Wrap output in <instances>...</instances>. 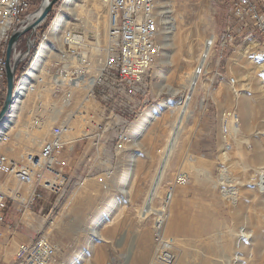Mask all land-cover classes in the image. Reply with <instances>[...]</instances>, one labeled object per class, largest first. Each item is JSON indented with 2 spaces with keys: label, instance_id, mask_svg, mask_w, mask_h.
Returning a JSON list of instances; mask_svg holds the SVG:
<instances>
[{
  "label": "rangeland",
  "instance_id": "obj_1",
  "mask_svg": "<svg viewBox=\"0 0 264 264\" xmlns=\"http://www.w3.org/2000/svg\"><path fill=\"white\" fill-rule=\"evenodd\" d=\"M41 1L31 0L33 5L26 17L37 10ZM69 1L60 0L56 4V10L50 14L52 19L47 21V29H39L38 34L42 33L41 37L47 34L57 18L64 14L70 25L86 30L90 37L91 33L98 32L94 36L102 40L107 26L106 3L75 0L76 17L64 11ZM163 1L159 0L155 10L156 56L147 78L152 102L140 105L124 132V136L127 135L124 140L118 139L122 130H117L116 144H69L64 147L59 161H69L65 167L60 166L71 174V186L61 191V197L46 194L43 200H34L33 211L41 218L32 220L39 230L36 234L32 232L33 240L43 238L50 242L55 252L51 264H159L155 259V220H164L163 233L173 243L174 264H264V191L259 188L260 178L264 179V46L259 45L261 35L247 41L239 36L235 46L226 47L221 53L217 44L209 73L191 96L188 109L194 112L193 117L185 123L179 146L166 167L151 205L153 211L146 217L141 214L163 165L162 151L171 126L183 106L178 105L175 113L167 111L142 136L139 135L141 120L148 112L162 109L163 104L169 101L178 104L189 95L188 75L198 64L204 44L212 36L219 38L231 16L235 18L230 12L232 0H169L174 4L179 26L170 46L163 48L171 61L166 64L160 55L161 44L168 42L160 24ZM256 1L263 14L264 0ZM180 16L184 17L182 21ZM7 18L8 10L1 4L0 27ZM13 32H7L0 42V58H4L2 47L8 44ZM38 44L42 42L35 46ZM54 45L57 51L50 52L47 67L51 59L60 54V39ZM241 49L243 51L239 52ZM218 58L220 62L215 68ZM214 68L218 72L215 77ZM26 73L17 80V86ZM40 75L43 77L44 72ZM232 77L237 81L236 86L228 83ZM162 81L177 94L160 93L158 86ZM30 97L32 93L25 99ZM25 101L14 127L0 144V154L12 161H20L25 153L36 150L39 140L34 139L46 134L29 135L30 144L24 140L22 132L29 119ZM230 109L237 113L239 128L236 133L229 134L227 144L221 129L222 114ZM9 113L2 122L8 119ZM20 116L22 124L12 131ZM133 155L135 162L129 168ZM90 170L98 177L109 171L113 174L106 175L103 182L95 177L84 181L77 179ZM223 174L228 177L225 178L227 184L221 180ZM6 175V170L0 174ZM178 175L188 176V184L176 187L174 181ZM76 182L79 184L75 185ZM227 191L235 193V200L230 199ZM28 192L24 191L25 197ZM169 192L174 196L166 205ZM96 230L99 237L94 235ZM16 249L13 252L11 246L5 248L6 256L0 258V264H18L14 259Z\"/></svg>",
  "mask_w": 264,
  "mask_h": 264
},
{
  "label": "built area",
  "instance_id": "obj_2",
  "mask_svg": "<svg viewBox=\"0 0 264 264\" xmlns=\"http://www.w3.org/2000/svg\"><path fill=\"white\" fill-rule=\"evenodd\" d=\"M92 1L101 3V0ZM149 1L106 0L107 26L102 40L96 36L90 37L86 30H66V51L54 56L49 67L45 66L49 68L48 71H44L39 85H35L36 91L32 90V97L25 101L29 119L23 126L25 129L21 128L24 140L30 144L29 135L36 137L46 133L45 137L34 139L39 140L36 142L39 144L37 149L25 153L20 161H12L0 154V174L7 171L5 177L0 176V226L7 224L8 209L15 208L20 212L17 231L31 234L30 240L17 244L14 259L18 264H50L54 258V248L48 240H33V233H39V230L32 220L35 218V222L41 216L33 211L32 206L35 199L43 200L46 194L61 197V191H67L71 186L72 176L64 169L69 161H59L62 149L69 144H116L117 130H126V125L132 123L133 115L140 105L152 102L147 87L148 73L153 64L149 59L153 16L152 13H146ZM40 4L33 14L26 17L33 3L31 0H20L19 20L14 33L32 23L31 18L39 13ZM56 8L55 5L53 9ZM230 12L237 21L231 16L221 36H212L204 44L201 58L194 69L200 80L208 74L207 66L213 64L217 44L221 53L226 47L230 49L235 46L239 36L247 41L250 36L261 35L259 45L264 46V18L257 1L232 0ZM49 18L38 30L43 28ZM29 33L27 39L23 38L24 35L20 38L13 60L27 51L20 50L23 43L28 49V43L35 38H43L37 37V32ZM219 62L220 58L214 63L215 68H218ZM22 64L23 61L20 66ZM6 66L7 54L5 59L0 60V112L3 106L1 101L6 94ZM215 68L214 77L218 74ZM228 83L236 86L237 81L232 77ZM21 117L12 131L22 124ZM229 121L239 122L234 110L225 112L222 117L225 138L230 134L227 126ZM108 174H113V171L98 177L97 173L90 170L77 179L84 181L95 177L103 182ZM262 177L259 188L264 191ZM188 181V176L178 175L174 184L176 187L185 186ZM14 185L15 188H12ZM26 189L30 200L24 196ZM173 196L171 192L168 193L166 205L173 200ZM163 226L164 220H155V259L159 264H174L173 243L163 233Z\"/></svg>",
  "mask_w": 264,
  "mask_h": 264
},
{
  "label": "bare ground",
  "instance_id": "obj_3",
  "mask_svg": "<svg viewBox=\"0 0 264 264\" xmlns=\"http://www.w3.org/2000/svg\"><path fill=\"white\" fill-rule=\"evenodd\" d=\"M103 1L106 3V0H103ZM158 2H159V0H150L148 2V6H146V13H152V16H153V19L151 20V30L153 31V36L151 38H149V59H150L151 63L154 62V59L156 56L155 41H156L158 24H157V14H155V10H156ZM1 4L6 6V8L8 10V14H9V19L7 18V20L0 27V42L3 39V37L5 35H7V32H11V31L15 30V27H16L17 22L19 20L18 7H20V0H1ZM77 7L78 6L75 4V0H70L69 2H67L64 5V11L66 10L69 13L72 12V14L75 15V9ZM160 14L162 16L160 19V24L163 26V29H164L163 34L165 36V39L168 41V42L164 41L163 44H161L160 55L163 57L162 58L163 63L171 64L170 57L166 52L163 51V48L165 50L168 46H170L171 41L173 39V35L176 33L178 26H179L178 19L175 17L174 4L172 2H170L169 0L163 1V4L161 5V13ZM261 15H262V18H264V13ZM40 16H41V12L34 14L31 18V22H33V20L39 18ZM78 19L79 18H76V20H78ZM180 21H182L181 16H180ZM68 22H69V19L64 14L60 15L57 18V20L55 21L54 25L52 26V29L47 34L42 35L43 36L42 39L41 38H35V40H33L35 42V44L37 42L38 43L42 42L41 45L38 44V48L40 45V53H39V55L37 54L38 55V56H36L37 58H35L34 62H32L33 65L31 64L32 65L31 69L28 70L25 77L20 80L19 85L17 86V83H15V89H14V94H13L12 103H11L12 105H10L11 108H9L10 113L8 112L9 113L8 119H6V121L0 123V144L5 139L7 132L14 127L15 120H16L17 116H19V114H20V108L22 106V103L24 102V100H26L25 98H27L28 95L30 93H32V90L36 91L35 85H39V79L42 78V76L40 74L43 73L44 71L45 72L48 71L45 68V66H47L48 60L51 57L50 52L51 51L52 52L57 51V49L55 48V45H54L55 42H58L60 39L61 48L59 49V51H60L59 55H61V52L66 51V42L64 39V37L66 35V30L70 31V32H74L77 29H79V28L73 27L72 25H70L71 23H68ZM82 23L84 24L87 22H82ZM95 33L96 34H94V33H91V34H93V36L98 35V32H95ZM158 33L160 34V32H158ZM41 34H38V30H37V37H41ZM161 34H162V32H161ZM93 36H91V37H93ZM250 37H252V36H250ZM10 39H11V37H10ZM53 40H54V42H53ZM7 41H8V38H7ZM241 51H243V49L239 50V52H241ZM6 54H7V49H6ZM2 59H5V53H4V58H0V60H2ZM152 65L153 64H151V66H150V70L152 68ZM210 67L211 66H207V73H209L208 70ZM194 71L192 74L188 75L189 76L188 86L190 87V91H189V95L182 102H180L178 104H174V103H171L169 101V102L163 104L164 106L162 109H158V110L148 112L145 115L144 119L142 118V120H141L142 127L139 129L140 130V134H139L140 136L145 134L148 131V129L155 122L160 120L163 117V115H165V113L167 111H169L170 113H175L176 109L178 108V105L183 106L182 110L178 114V118L176 119L174 124L171 126V130L169 132V135H168V138L166 141V145L162 151L163 152V165H162L161 169L158 170L156 177H155L154 185H153V187H152V189L148 195L147 200L145 201L143 207L141 208V214L145 217H146V215H149L153 211L151 205H152L153 200L156 196V191H157L158 187L160 186V184L163 180V175L165 173V170H166L168 163L170 162L171 157L173 156L176 148H178V146H179L180 139L184 133L185 123H187L188 120L192 119V117H193L194 112L190 111L188 109V106H189V102L191 100V96L194 93L195 87L197 86V84H199L201 82L199 75L196 76ZM158 88H159L160 93H167V94L169 93L172 95L177 94V91L172 89L167 83H165L163 81H162V83H160ZM236 93H237V90H236ZM233 110L234 109H230L227 111H233ZM12 111H14L13 115H11ZM224 114H225V112L222 114V117ZM227 126H228V130H229L230 134L232 131L234 133H236L238 131V128H239L238 123H236L235 121H229V124ZM223 128L224 127L222 124L221 129H222V134L224 135ZM126 136L123 137V140H124V138H126ZM226 142L228 144V137H226ZM134 162H135V156L133 155L130 157V162L128 164L129 168L133 167ZM225 178H226V175L223 174L221 180L225 181V183H226V179H228V177L226 179ZM229 183H231V182H229ZM124 193L126 196H127V194H129V192L127 190ZM226 193L230 197V199L235 200V198H234L235 193H233L232 191H227ZM26 199L30 200L31 199L30 195H26ZM94 235L96 237L100 236V234L97 230L94 233Z\"/></svg>",
  "mask_w": 264,
  "mask_h": 264
},
{
  "label": "water",
  "instance_id": "obj_4",
  "mask_svg": "<svg viewBox=\"0 0 264 264\" xmlns=\"http://www.w3.org/2000/svg\"><path fill=\"white\" fill-rule=\"evenodd\" d=\"M60 0H42L38 12H41V16L37 18L34 22L27 24L25 28L13 33L10 41L7 45V66H6V94L5 100L0 112V123L6 118L10 105L12 103V98L15 89L16 83V74L21 62L27 58L32 50L35 47V42L31 41L28 43V49L25 53L20 55L18 58L13 60V53L17 47V44L20 38L25 35L26 33L31 32V34L36 33L39 26L44 23L48 17L50 16L51 12L53 11V7L58 4Z\"/></svg>",
  "mask_w": 264,
  "mask_h": 264
},
{
  "label": "crops",
  "instance_id": "obj_5",
  "mask_svg": "<svg viewBox=\"0 0 264 264\" xmlns=\"http://www.w3.org/2000/svg\"><path fill=\"white\" fill-rule=\"evenodd\" d=\"M128 126L129 124L126 125V129L128 128ZM125 131L126 130L124 131L122 130L118 133L119 140L123 139ZM8 211L9 212L7 213V218H8L7 224L0 226V258L6 256L5 248H7L8 246H11L14 252L18 243L25 242L31 239V234L28 233L26 234L17 231V228H19L20 226L19 210L13 208V209H8Z\"/></svg>",
  "mask_w": 264,
  "mask_h": 264
},
{
  "label": "trees",
  "instance_id": "obj_6",
  "mask_svg": "<svg viewBox=\"0 0 264 264\" xmlns=\"http://www.w3.org/2000/svg\"><path fill=\"white\" fill-rule=\"evenodd\" d=\"M52 17H53V15H50L48 22L52 19ZM48 22L43 26V31H45L47 29ZM6 49H7V45H4L2 47V51H5V53H6ZM20 50H22L23 52H25L27 50L26 43H23L20 46ZM37 52H38V45H36L34 47L31 54L29 55L28 59L19 67V69L17 71V76H16V83H17V80L27 72L31 62L35 60V58L37 56ZM4 100H5V96H3V99L1 101L2 104L4 103Z\"/></svg>",
  "mask_w": 264,
  "mask_h": 264
}]
</instances>
